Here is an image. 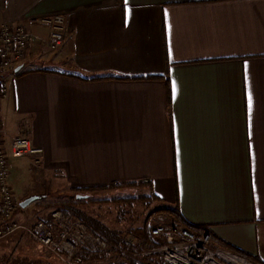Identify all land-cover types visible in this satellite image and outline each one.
<instances>
[{
	"label": "crops",
	"instance_id": "crops-1",
	"mask_svg": "<svg viewBox=\"0 0 264 264\" xmlns=\"http://www.w3.org/2000/svg\"><path fill=\"white\" fill-rule=\"evenodd\" d=\"M56 15L62 46L31 40L3 75L7 139L26 118L43 151L31 171L81 195L141 183L264 264V0H0V23Z\"/></svg>",
	"mask_w": 264,
	"mask_h": 264
},
{
	"label": "built area",
	"instance_id": "built-area-1",
	"mask_svg": "<svg viewBox=\"0 0 264 264\" xmlns=\"http://www.w3.org/2000/svg\"><path fill=\"white\" fill-rule=\"evenodd\" d=\"M34 26L47 29V38L35 37L31 32ZM66 37L64 17L60 15L17 24L0 23V103L7 90L3 75L24 61L31 40H38L47 50L55 52ZM5 134L0 116V241L21 232L57 264H86L79 255L84 250L90 254L117 250L123 258L137 264H250L246 255L221 245L210 232L185 226L179 221H169L158 210L150 211L143 219L149 228L152 243H143L145 250L134 254L116 249L78 217L63 210H51L44 218L28 224L17 222L14 219V195L9 183L10 162L30 159L31 164L38 167L43 151L31 145L26 124L10 139ZM136 241L129 236L123 243L127 247Z\"/></svg>",
	"mask_w": 264,
	"mask_h": 264
},
{
	"label": "rangeland",
	"instance_id": "rangeland-1",
	"mask_svg": "<svg viewBox=\"0 0 264 264\" xmlns=\"http://www.w3.org/2000/svg\"><path fill=\"white\" fill-rule=\"evenodd\" d=\"M1 118L4 126L11 130L13 127L8 125L7 121V118L11 119V117L4 109L1 111ZM24 122H27L26 118L21 119L20 129ZM35 168L30 159H16L10 162L9 183L12 187L16 205L14 219L21 224H28L34 220L44 218L51 210L59 209L78 217L104 239H112L114 233L117 235L122 234L120 237L124 236L125 239L128 238L127 234H129L130 237L135 239V237L144 238L148 236V229L143 219L147 217L150 211L161 209L152 200L146 204L134 202L131 206L122 203V201L112 204L109 202H99L97 204L88 202L90 200L97 202L100 200L113 201L117 198L123 199L122 197L125 195L119 194H136L138 196L139 192L136 190H134L135 193L133 190H108L102 193L101 197L103 198L101 199L96 198V194L91 192V194H88V201L83 199L74 201L71 200V197L76 193L68 192L56 186V184L53 185L54 183H49L48 178H41V175H36L31 171ZM32 196H36L37 199L21 209L19 203ZM41 251L34 241L18 232L0 241V264H57ZM247 258L250 264H260L255 259Z\"/></svg>",
	"mask_w": 264,
	"mask_h": 264
},
{
	"label": "trees",
	"instance_id": "trees-1",
	"mask_svg": "<svg viewBox=\"0 0 264 264\" xmlns=\"http://www.w3.org/2000/svg\"><path fill=\"white\" fill-rule=\"evenodd\" d=\"M126 79H129V78H126ZM92 80H98V79H92ZM169 91V90H168ZM143 187V185L141 183H135V184H128V185H123L121 187H116V186H113V185H110L108 187L105 188H93V189H87L83 195L86 196L85 200H89V196L88 194L91 193V192H95V191H98V190H118V189H121L123 191H126V190H133V192L135 193L134 190L138 191L139 189H141ZM76 195H81L80 193H76L74 196L72 195L71 197V200L73 199L74 201L78 200L76 199ZM119 195H125L124 197H122L123 199H120V198H117V199H114L113 201H103V200H100V201H97V202H92V200L88 201L90 202L91 204H97V203H101V202H104V203H117V202H121L122 203H125L127 205H132L134 202H143L144 204H146L148 201L150 200H154V198L152 196H145V195H139L136 196V194H133V195H126V194H119ZM61 209V208H60ZM158 211H162V210H165L163 207H161V209H157ZM172 213L174 214H177L176 212V208L175 210H171ZM147 226V225H146ZM147 234L148 236L147 237H144L141 241H137L134 245L132 246H125L124 245V236L123 237H120V235L122 234H115L112 235V239L111 238H105V240L109 243H111L114 247H116V249H119V250H124L126 253L128 254H134V253H141L145 250V247L143 245V243H152L150 242L149 240V228L147 226ZM128 237H129V234H127ZM145 236V235H144ZM136 238V237H135ZM154 244L152 245H147L146 249H149L153 246ZM79 255L80 257L85 261L86 264H137L136 262H134L133 260H129V259H125L123 258L120 253H118L117 250H110L108 252H103V253H97V254H90L89 251H81L79 252ZM257 262V260H255ZM259 263V262H258Z\"/></svg>",
	"mask_w": 264,
	"mask_h": 264
},
{
	"label": "water",
	"instance_id": "water-1",
	"mask_svg": "<svg viewBox=\"0 0 264 264\" xmlns=\"http://www.w3.org/2000/svg\"><path fill=\"white\" fill-rule=\"evenodd\" d=\"M18 70H19L18 68L15 69V71H18ZM84 198H86V196H84V195H76V199H78V200H81V199H84ZM36 199H37L36 196L29 197V198L25 199L24 201L20 202L19 203V207L21 209H24L26 206H28L30 203H32Z\"/></svg>",
	"mask_w": 264,
	"mask_h": 264
},
{
	"label": "snow or ice",
	"instance_id": "snow-or-ice-1",
	"mask_svg": "<svg viewBox=\"0 0 264 264\" xmlns=\"http://www.w3.org/2000/svg\"><path fill=\"white\" fill-rule=\"evenodd\" d=\"M174 91H175V86H174ZM249 108H251V97H249Z\"/></svg>",
	"mask_w": 264,
	"mask_h": 264
}]
</instances>
